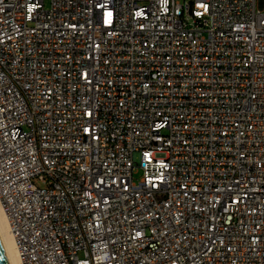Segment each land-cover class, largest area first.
<instances>
[{
	"label": "built area",
	"instance_id": "2783aa9c",
	"mask_svg": "<svg viewBox=\"0 0 264 264\" xmlns=\"http://www.w3.org/2000/svg\"><path fill=\"white\" fill-rule=\"evenodd\" d=\"M0 200L22 264H264V0H0Z\"/></svg>",
	"mask_w": 264,
	"mask_h": 264
},
{
	"label": "bare ground",
	"instance_id": "6f19581e",
	"mask_svg": "<svg viewBox=\"0 0 264 264\" xmlns=\"http://www.w3.org/2000/svg\"><path fill=\"white\" fill-rule=\"evenodd\" d=\"M0 232L3 237L11 264H22L17 244L10 232L9 218L0 200Z\"/></svg>",
	"mask_w": 264,
	"mask_h": 264
},
{
	"label": "water",
	"instance_id": "95a60500",
	"mask_svg": "<svg viewBox=\"0 0 264 264\" xmlns=\"http://www.w3.org/2000/svg\"><path fill=\"white\" fill-rule=\"evenodd\" d=\"M0 264H11L1 232H0Z\"/></svg>",
	"mask_w": 264,
	"mask_h": 264
},
{
	"label": "rangeland",
	"instance_id": "374dc122",
	"mask_svg": "<svg viewBox=\"0 0 264 264\" xmlns=\"http://www.w3.org/2000/svg\"><path fill=\"white\" fill-rule=\"evenodd\" d=\"M46 5L48 6V1L46 2ZM143 172L142 169H138L135 173H134V178L139 180L142 178Z\"/></svg>",
	"mask_w": 264,
	"mask_h": 264
}]
</instances>
